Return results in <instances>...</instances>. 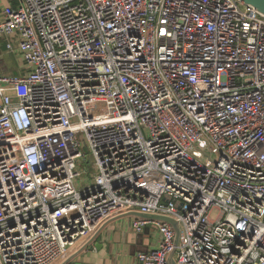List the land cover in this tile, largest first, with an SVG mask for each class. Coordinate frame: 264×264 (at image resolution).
Here are the masks:
<instances>
[{"label": "built area", "instance_id": "obj_1", "mask_svg": "<svg viewBox=\"0 0 264 264\" xmlns=\"http://www.w3.org/2000/svg\"><path fill=\"white\" fill-rule=\"evenodd\" d=\"M14 1L0 264H65L130 212L180 225L176 245L171 224L133 222L161 237L135 264H264V17L239 0ZM84 146L96 175L77 189Z\"/></svg>", "mask_w": 264, "mask_h": 264}, {"label": "crops", "instance_id": "obj_2", "mask_svg": "<svg viewBox=\"0 0 264 264\" xmlns=\"http://www.w3.org/2000/svg\"><path fill=\"white\" fill-rule=\"evenodd\" d=\"M14 0H0V11L10 6ZM19 55L6 50L5 42L0 39V75H10L11 72L23 71L24 64ZM14 65V66H13ZM12 76V75H10ZM16 76V75H13ZM138 212H130L125 217L115 220L119 224L113 227L111 221L98 235L95 242L85 247L92 241L84 242L75 250L67 264H135L139 253L153 250L157 247L161 237L153 226H147L141 234L135 233L131 224L138 219ZM129 215V216H128ZM123 219V220H122ZM148 220H154L148 217ZM81 252V253H80ZM75 257V258H74ZM73 258L71 261H69Z\"/></svg>", "mask_w": 264, "mask_h": 264}, {"label": "rangeland", "instance_id": "obj_3", "mask_svg": "<svg viewBox=\"0 0 264 264\" xmlns=\"http://www.w3.org/2000/svg\"><path fill=\"white\" fill-rule=\"evenodd\" d=\"M21 65H22V63H21ZM18 72L20 73L21 71H18ZM5 75H7V74H5ZM10 75H15V74L13 72H11ZM89 112L95 114L94 109L90 108ZM81 152H82V155L84 156V158H81L77 162L76 172L79 174V177L75 181V186L77 189H81L82 187L91 184L94 181V176L96 175L95 168H94V158L92 157V155L90 153L89 147L84 146L81 149ZM211 216H212V219H216L219 216V213L213 212ZM118 221H121V220H115L114 222H112L111 225L113 227L118 226V224H119Z\"/></svg>", "mask_w": 264, "mask_h": 264}, {"label": "water", "instance_id": "obj_4", "mask_svg": "<svg viewBox=\"0 0 264 264\" xmlns=\"http://www.w3.org/2000/svg\"><path fill=\"white\" fill-rule=\"evenodd\" d=\"M240 2H242L243 4L247 5V6H251L253 7L255 10H257V12L264 17V0H239ZM129 216V215H128ZM137 216L139 217H142V218H145L147 219L148 217H152V219H156L158 221H163V222H167L169 224H171L175 231H176V234H177V237H176V242L175 244L177 245L178 242H179V236H180V225L179 223L175 222L174 220L170 219V218H167V217H161V216H148V215H144V214H141V213H138ZM122 217H125L124 215L123 216H120V217H117L115 219H118V218H122ZM115 219L111 220V221H114ZM111 221H108L103 227L102 229L96 234V236L92 239V241H90V243L85 247L84 250H86L88 248L89 245L93 244L95 242V240L97 239L98 235L101 233V231L106 227V225H108ZM81 253V252H80ZM174 255L175 253L173 252L169 258H168V263L169 264H176L175 262V259H174ZM75 258V257H74ZM73 258H71L69 261H71ZM67 264V263H65Z\"/></svg>", "mask_w": 264, "mask_h": 264}, {"label": "trees", "instance_id": "obj_5", "mask_svg": "<svg viewBox=\"0 0 264 264\" xmlns=\"http://www.w3.org/2000/svg\"><path fill=\"white\" fill-rule=\"evenodd\" d=\"M14 74H15L16 76H19V75H21V72L19 73L18 71H16V72H14Z\"/></svg>", "mask_w": 264, "mask_h": 264}]
</instances>
